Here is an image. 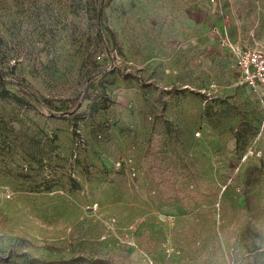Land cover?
Wrapping results in <instances>:
<instances>
[{"label":"rangeland","instance_id":"obj_1","mask_svg":"<svg viewBox=\"0 0 264 264\" xmlns=\"http://www.w3.org/2000/svg\"><path fill=\"white\" fill-rule=\"evenodd\" d=\"M224 31L264 52V0H0V264H264Z\"/></svg>","mask_w":264,"mask_h":264},{"label":"built area","instance_id":"obj_2","mask_svg":"<svg viewBox=\"0 0 264 264\" xmlns=\"http://www.w3.org/2000/svg\"><path fill=\"white\" fill-rule=\"evenodd\" d=\"M215 2V0H211ZM220 45L228 50L234 59L235 70L240 79L247 85L257 101L264 106V52L259 49L241 47L233 43L226 31L222 32ZM9 198V194L1 193Z\"/></svg>","mask_w":264,"mask_h":264},{"label":"trees","instance_id":"obj_3","mask_svg":"<svg viewBox=\"0 0 264 264\" xmlns=\"http://www.w3.org/2000/svg\"><path fill=\"white\" fill-rule=\"evenodd\" d=\"M100 10H101V3H100V5H98V9H97V13H96V17H95V19H96V24L99 26L100 24H101V16H100ZM99 73H102L103 74V77L100 79V83H101V89L102 90H104V88H105V85L104 84H106V82H108V83H111V81H107V79H106V76H107V74L105 73V69H102L101 71H98ZM13 83L14 84H16V85H18V86H20V87H22V85H21V83H19L18 81H13ZM24 88V87H23ZM86 88H88V86H86ZM3 96H7V93H5V94H2ZM34 100H37V98L34 96V95H30ZM18 102H22L20 99H16ZM79 105V103L77 104V106ZM238 143H239V140H238ZM252 172H254V170H249L248 171V174H247V176H246V181H245V183L246 184H251V181H250V176H251V174H252ZM259 173V172H258Z\"/></svg>","mask_w":264,"mask_h":264}]
</instances>
